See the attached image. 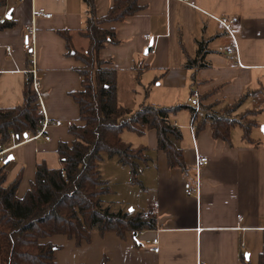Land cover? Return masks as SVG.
I'll list each match as a JSON object with an SVG mask.
<instances>
[{
	"label": "crops",
	"instance_id": "crops-1",
	"mask_svg": "<svg viewBox=\"0 0 264 264\" xmlns=\"http://www.w3.org/2000/svg\"><path fill=\"white\" fill-rule=\"evenodd\" d=\"M94 1L99 17L115 2ZM39 9L52 17L33 21ZM87 11L84 0H7L0 8V19L10 15L15 23L0 30V108L24 104L28 72L35 68L45 115L62 122L46 130L50 141L28 134L8 148L5 156L14 158L4 187L21 175L19 198L30 190L39 164L62 168L59 145L73 142L71 124H82L73 94L82 90L78 70L84 65L68 54L61 32L68 33L74 51L86 53ZM224 17L239 19L233 25L238 54L227 53L233 38L217 21ZM32 24L34 36L27 30ZM102 28L114 29L118 40L100 57L115 72L119 104L133 110L143 104L186 107L169 115L182 134L178 146L186 169H170L156 142V152L142 167L147 194L142 212L158 204L151 217L156 228L125 239L113 232L93 233L90 242L79 245L55 236L48 241L61 247L56 264H259L264 248V0H139L134 15ZM194 92L201 108L214 106L218 112L237 104L233 118L255 112L248 117L257 124L249 139L240 126L231 130L229 141L215 139L209 123L199 129L206 113L200 108L194 120L189 103ZM198 154L208 164L200 171L199 193L189 196L185 184L197 186ZM153 239L159 240L157 254L150 250Z\"/></svg>",
	"mask_w": 264,
	"mask_h": 264
},
{
	"label": "trees",
	"instance_id": "trees-1",
	"mask_svg": "<svg viewBox=\"0 0 264 264\" xmlns=\"http://www.w3.org/2000/svg\"><path fill=\"white\" fill-rule=\"evenodd\" d=\"M84 2L88 10L83 33L89 40L87 52L74 51L68 33L61 32L67 39L68 54L84 65L78 70L83 79L82 90L73 94L80 107L82 124H71L69 133L73 142L59 145L62 168L49 169L46 164H39L35 181L23 198L17 196L21 175L13 184L4 187L7 165L0 168V264H56V252L61 247L48 241L55 236L75 239L79 245L90 242L93 233L103 236L113 232L125 239L127 234L156 228L155 218H146L144 212H125L121 204L104 200L105 196L114 193L100 171L105 157H117L121 164L128 166L131 184L144 189L139 177L150 157L147 148H134L123 141L125 130L141 136L155 130L157 151L167 155L169 168L186 169L183 150L178 146L182 134L169 119L171 113L186 107L143 104L132 110L119 104L115 72L100 57V51L107 45L118 43L115 30L102 26L123 22L134 15L139 10V0H115L104 17L97 15L94 0ZM6 5L7 0H0V8ZM14 25L9 16L5 24L0 25V30ZM213 107L202 106L206 115L198 124L199 129L209 123L215 139L229 141L231 130L240 126L244 138L249 139L251 126L257 124L248 117L254 116L255 112L233 118L237 104L218 112L212 111ZM39 110L37 93L30 79L24 88L23 105L0 108V152L11 147L14 140L23 141L25 134H37L43 119ZM192 114L196 121L195 109ZM259 264H264V248Z\"/></svg>",
	"mask_w": 264,
	"mask_h": 264
},
{
	"label": "rangeland",
	"instance_id": "rangeland-1",
	"mask_svg": "<svg viewBox=\"0 0 264 264\" xmlns=\"http://www.w3.org/2000/svg\"><path fill=\"white\" fill-rule=\"evenodd\" d=\"M156 137L157 132L155 130H149L142 136L128 130H125L122 134L123 141L131 144L134 148L141 146L147 148V155L150 158L156 152ZM100 169L102 177L110 183L114 190V193L105 196L104 200L109 203L115 202L121 204L125 212L130 213L131 209L136 212H142L147 201L146 186L144 177L142 176L144 171H141L139 177L144 187L142 189L138 185L131 184V176L128 173L129 167L119 163L117 157H105L104 162L100 164ZM122 170L125 172V175L121 172Z\"/></svg>",
	"mask_w": 264,
	"mask_h": 264
},
{
	"label": "built area",
	"instance_id": "built-area-1",
	"mask_svg": "<svg viewBox=\"0 0 264 264\" xmlns=\"http://www.w3.org/2000/svg\"><path fill=\"white\" fill-rule=\"evenodd\" d=\"M33 21L36 20V18L39 17H45V18H51L52 14L47 13L44 9H39V10H34L33 11ZM6 18H2L0 19V25L5 24L6 22ZM218 23L220 24V26L228 33L232 36L233 38V44L227 49V53L228 54H238V46L236 44V40L235 37L233 35V25L237 24L239 22V19L237 17H233L231 19L224 17V18H219L217 19ZM27 30L29 31V33L31 34V36H34L36 34V29L35 26L32 24L31 26H29L27 28ZM147 40H150L151 37L147 36L146 37ZM7 51H10V48H7ZM34 59V55L32 56ZM28 73L31 74L30 77H28L29 81L30 79L33 82V88L35 90V92L37 93V98H38V102L40 105V110L39 113L43 116V119L40 123L41 128L38 130L37 134L35 136L37 137H41L44 136V139L46 141H50V136L46 135V130L51 127V126H61L62 122L61 121H50L48 119V117L45 115L44 109L42 107V101H41V83L37 78V71L35 70V68H33L31 71H29ZM189 103L194 107L195 109V113L197 114L200 111L201 108V104H200V99H199V95L197 92H194L191 96V98L189 99ZM12 138L15 139V135L12 134ZM10 149H6L0 152V168L5 164V161L7 159V156H5V154L9 151ZM208 164V158L201 156V155H197L196 156V162H195V170H196V177H197V186L193 187L191 183L187 182L185 184V193L189 196L195 195L199 193V186H200V182H199V175H200V171L201 169L206 166ZM62 176L65 177V174L62 173ZM158 208V204L154 203L153 206L145 212V217L146 218H151L152 216H154L156 214ZM143 233V232H140ZM151 243V248L150 250L153 253H159V240L158 239H153L150 241Z\"/></svg>",
	"mask_w": 264,
	"mask_h": 264
},
{
	"label": "water",
	"instance_id": "water-1",
	"mask_svg": "<svg viewBox=\"0 0 264 264\" xmlns=\"http://www.w3.org/2000/svg\"><path fill=\"white\" fill-rule=\"evenodd\" d=\"M10 16V15H9ZM9 16L7 18H9ZM153 47V42H151L148 46V48L146 49V54L149 53L151 51ZM262 131L264 132V126L262 127ZM25 138L28 137V134L24 135ZM13 155H9L5 161V165H8L12 160H13ZM134 236H137V233L134 234ZM247 258H249V256L247 255Z\"/></svg>",
	"mask_w": 264,
	"mask_h": 264
}]
</instances>
